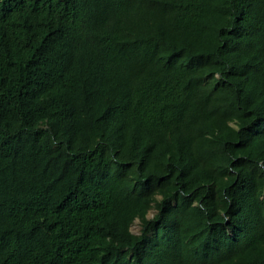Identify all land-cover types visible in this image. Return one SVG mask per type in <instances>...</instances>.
<instances>
[{
  "label": "trees",
  "instance_id": "trees-1",
  "mask_svg": "<svg viewBox=\"0 0 264 264\" xmlns=\"http://www.w3.org/2000/svg\"><path fill=\"white\" fill-rule=\"evenodd\" d=\"M0 264H264V0H0Z\"/></svg>",
  "mask_w": 264,
  "mask_h": 264
},
{
  "label": "rangeland",
  "instance_id": "rangeland-1",
  "mask_svg": "<svg viewBox=\"0 0 264 264\" xmlns=\"http://www.w3.org/2000/svg\"><path fill=\"white\" fill-rule=\"evenodd\" d=\"M155 214H156V210L152 209L150 213L148 214V217L152 218ZM132 232L137 235L141 233V224L139 220H137L134 226L132 227Z\"/></svg>",
  "mask_w": 264,
  "mask_h": 264
}]
</instances>
